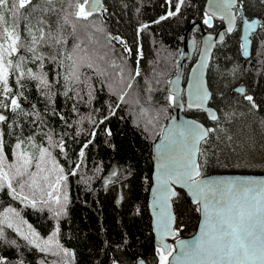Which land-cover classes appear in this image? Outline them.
Masks as SVG:
<instances>
[{"label":"trees","instance_id":"16d2710c","mask_svg":"<svg viewBox=\"0 0 264 264\" xmlns=\"http://www.w3.org/2000/svg\"><path fill=\"white\" fill-rule=\"evenodd\" d=\"M205 1L184 0L178 15L160 20L168 11L175 10L174 3L169 0H103L106 11H97L87 20L70 15L69 22L65 23L62 9L68 8V0H54L52 6L57 11L44 18L54 32L59 28L66 41L57 49L73 52L76 57L86 54L106 75L101 76L87 66L80 68L82 79L90 78L93 88L90 102L82 87L77 91L83 99L75 97L74 92L70 93L73 99L65 97L62 81L54 85L52 92L55 95L48 100L37 90L36 81L26 78L23 81L26 99L20 102L25 112L39 113V119L35 115L32 119L15 116L4 110V114L10 116L9 122L18 126L5 129L4 154L7 159L4 169L9 171L8 166L16 162L13 150L19 136L24 141L21 151L33 157L28 171L38 173L37 179L44 193L37 191L33 196V190L25 186L22 195L37 201V206L32 207L29 201L14 195L6 181L0 185V232L3 234L0 236V264H137L139 258H144L148 264H159L160 247L155 243L149 208L153 145L171 114L168 85L179 67L186 28L195 19L201 20L209 31L222 24V20L215 17L211 26L204 23L209 15L204 9ZM79 2L83 3V0ZM239 2L247 13L259 15L263 20L253 34L252 55L249 58L241 56L238 23L234 32L227 34L225 40L216 46L208 70L213 91L211 103L218 109V119H208L201 109H185L188 115L215 129L200 149L204 153L199 156L203 175L264 173V0ZM33 3L40 9L44 0H33ZM21 11L27 14V9ZM68 11L74 12V8H68ZM40 17L39 10L30 15L33 23ZM158 20L160 22L156 23ZM144 25L148 27L143 28ZM19 29L23 38L26 35L23 19ZM193 33L200 40V32ZM113 34L120 35L121 42L115 39L109 42ZM76 45L82 51L74 52ZM127 47L131 50L130 55ZM139 48L143 56L138 60ZM41 51L47 55L52 50L44 48ZM194 60L187 61L186 68ZM44 63L43 71L48 74L50 82L53 78L60 79L56 77L57 71L61 75L65 72L47 60ZM113 63L119 67H112ZM137 66L141 75L128 90L125 100L129 102L120 103L118 94L123 89L116 73L123 68L127 76L134 73ZM27 67L34 72L40 71L32 63ZM238 83L246 84V94L234 91ZM9 84L14 93L18 91L11 77ZM110 84L112 88H109ZM149 85L151 92L147 90ZM245 95L252 96L257 107L253 108ZM137 99L139 105L133 102ZM117 103H120L119 107ZM141 106L157 117L152 125H147V130L145 119L139 115ZM89 117L95 120V124ZM32 120H37L39 126ZM46 133L51 134L53 143L63 138V152L58 147H50ZM29 137H32L31 143ZM209 145L211 149L206 151ZM41 147L48 148L51 153L41 161L42 172L35 167ZM82 149L83 157L80 156ZM76 164L81 165L79 169L75 168ZM61 168L67 178L59 186L63 211L55 215L49 208L59 209L60 205L49 200L47 192L53 189L47 185L56 182ZM74 169L76 175H70ZM44 176L48 177L47 181L42 179ZM19 182L20 178L12 181L17 193H20ZM65 192L68 201L63 204ZM56 194L54 191L53 195ZM43 201H48V205ZM173 203L178 236L192 235L200 220L199 205L193 203L183 189H178ZM9 223L13 227H8ZM29 241L47 250L42 252ZM45 241L50 243L45 245ZM65 250L70 255L66 256Z\"/></svg>","mask_w":264,"mask_h":264},{"label":"snow or ice","instance_id":"6c2138e0","mask_svg":"<svg viewBox=\"0 0 264 264\" xmlns=\"http://www.w3.org/2000/svg\"><path fill=\"white\" fill-rule=\"evenodd\" d=\"M100 3L101 0H83V3L75 0L73 4V0H68V8H74V12L69 13L68 8L62 9L65 13L64 22H69L70 15H74L78 20H87L97 12ZM169 3H174L175 10L168 11L166 16L160 17V20L178 15L184 0H169ZM234 3L235 0H217V8L226 13L230 25L234 19L231 11ZM52 5H54V0H44V4L40 6V9H37L33 0H0V185L6 181L7 187L11 189L12 193L20 196L25 201H29L32 207L37 206V201L30 199L29 196L22 195L25 186L27 185L33 190V196L36 195L37 191L43 194L44 188L41 187L37 179L38 173L28 171L33 157L29 156L26 151H21L24 141L19 136L13 150L16 162L8 166L9 171H5L4 161L7 159L4 154V141L7 135L5 129H14L18 126L9 122L10 116L5 115L4 110L7 109L9 113L15 116H27L32 119L33 115H35L39 119V113L25 112L20 102L21 99H26L23 92L25 88L23 81L26 78L30 81H36L37 90L48 100H51L55 95L52 92L54 85L62 81V86L65 88L63 92L65 97L73 99L74 97L70 93L74 92L75 97L83 99L80 96V91H77L78 87H82L86 91L88 102H90L93 98V88L90 78L85 77L82 79L83 74L80 72V68L87 66L88 68H93L101 76L106 75V72L101 70L86 54L85 56L76 57L73 52L65 51L62 48L57 49V46L64 45L66 41L60 34L59 28L54 32L51 26L46 25L45 15L57 11ZM241 7H243L242 2ZM25 9H27V14L21 11ZM37 10L41 11V17L33 23L30 15ZM21 19L24 21V31L26 33L23 38L19 29ZM211 20L212 16L207 15L204 23L211 26ZM155 22L159 23L160 21ZM244 23L250 34L255 32V21L249 22L245 20ZM142 27L147 28L148 25ZM228 31L231 32L232 28L229 27ZM112 39L119 38L109 37V42ZM44 48L52 51L46 55L41 51ZM73 51L82 50H80L79 45H76ZM126 51L130 52L131 50L126 49ZM27 53H31V55L28 56ZM138 55L142 58L143 53L139 52ZM45 60L57 68L65 69L63 75L57 71L56 77H60V79L53 78L52 82L49 81L48 74L43 71ZM65 61L69 63L66 64ZM29 63L37 65L40 71L34 72L32 68L27 67ZM138 63L137 61V65ZM111 66L119 67L114 63ZM124 73L125 70L123 68H120L116 73L119 78V84L123 89L118 94L120 103L129 102L125 100V97L129 95L128 90L133 88V82L136 77L141 75L138 66L134 73H129L127 76ZM10 77L15 81L18 89L15 93L9 84ZM125 81L127 82L125 83ZM109 88H112L111 84ZM147 90L148 92L152 91L150 85ZM237 91L242 95L244 94L243 88H239ZM114 94L117 93L114 92ZM177 98L176 94L170 93L167 100L171 105L177 101ZM244 98L249 101L253 108L257 107L252 96L245 95ZM208 99L209 93L202 88L198 80L195 85V105L190 103L188 107H202ZM133 102L140 104L139 99ZM120 103H117V107L120 106ZM32 108L35 109V105H32ZM73 110H76L75 106ZM112 114H115L114 110ZM139 115L145 119V130H147V125H152L154 120L157 119L156 116L150 115L149 110L143 106L140 107ZM209 116L213 121L218 119L215 113L210 112ZM89 119L91 120V117ZM40 122L42 123V121ZM91 122L95 124V120H91ZM32 123L37 124V120H32ZM100 123H103V121H100ZM213 131L215 129H206L194 122H184L174 128L162 148L161 171L158 179L162 178L159 190L164 193L165 207L168 197L174 195L169 185L181 184L188 188L194 197V202L200 205L197 211L203 213V223L200 235L196 239L191 242H179L180 252L176 256H173L175 249L162 242L161 247L158 249L159 264H170L169 257H173L177 264H264V185L252 181H212L202 178L198 155H204L200 151L201 146L208 142L209 135ZM108 134L111 135L110 132ZM46 135H48L50 147H58L61 152L64 151L65 143L63 138L59 142L53 143L51 134L46 133ZM92 135L94 136L95 133H92ZM28 139L29 143H31L32 137ZM84 147H87V144ZM210 149L211 145L206 151ZM45 155L51 156V153L48 148L41 147L39 149V158L35 164V167L40 172L44 171L41 167V161H43ZM80 156H84L83 149L80 152ZM80 166V164H76L75 168L79 169ZM11 169H15V171L11 172ZM59 171L61 175L57 177L56 182L47 185L53 189V191L47 192L49 200L55 205H60L59 209L49 208L55 215H60L63 211L59 186L61 181H66L67 179L63 175V169L61 168ZM69 174L76 175L75 169ZM17 178H20V182L17 185L20 193H17V188L12 183ZM42 179L47 181L48 177L44 176ZM54 191L57 193L55 196L53 195ZM67 201L68 196L65 192L63 194V204H66ZM43 203L46 206L48 205V201H43ZM160 223L165 236L176 234L171 227L172 218L166 212L162 214ZM8 227H13V225L9 223ZM2 235V232H0V236ZM33 235L35 234L33 233ZM24 239L27 240L28 237L25 236ZM29 242L34 243V246L42 252L47 250L46 247H41L39 244H35L34 241ZM44 243L48 245L50 241H45ZM64 254L66 256L70 255L66 250Z\"/></svg>","mask_w":264,"mask_h":264},{"label":"water","instance_id":"95a60500","mask_svg":"<svg viewBox=\"0 0 264 264\" xmlns=\"http://www.w3.org/2000/svg\"><path fill=\"white\" fill-rule=\"evenodd\" d=\"M239 0H235V3L232 7V15L234 17L231 25L227 19L226 13L220 11L217 8V0H206L204 9L205 11L213 17L222 20V24L213 31L206 30L204 24L201 20L195 19L192 20L188 27L186 28L184 38L181 46V57L179 60V67L177 72L170 78L169 81V91L170 93L177 95V101L172 104L170 117L162 129L160 137L154 142L153 145V171H152V185L150 187V196H149V208L152 215V224L155 235V243L157 246L161 247V243L170 245L175 249L173 256H176L180 252V241L191 242L196 239L201 232V225L203 223V213L200 211V220L197 226L196 231L186 237H179L175 225H176V213L174 209L173 199L178 193V189H183L194 202V197L188 188L184 187L181 184H172L169 185L170 190L174 195H171L167 199V205L165 207L164 203V193L160 191V186L162 183V178L160 177V163L162 158V148L169 139V134L173 132L174 128L177 125L183 124L184 122H194L198 125H202L204 128H209V126L202 120L197 117L188 115L185 112V109H201L206 112L208 119H210L209 113H215L219 117V112L217 108L211 103L213 91L209 85L208 80V70L210 62L214 53L216 46L225 40L227 34L234 32L235 28L239 23V15H242V20L240 21V40H241V55L243 58H249L252 55L253 49V34L256 33L261 24L262 18L259 15H254L248 17L245 14L244 8L239 6ZM105 5L103 0L98 5L97 11L104 12ZM256 22V30L254 33L249 32L244 21ZM212 22V20H211ZM210 22V23H211ZM201 27V39L200 43L196 35L191 34V32L197 28ZM229 27L232 28V31L229 32ZM112 37H118L115 39L117 42H121V36L113 34ZM243 46V47H242ZM126 49H129L128 47ZM198 49V51H197ZM197 51V53H196ZM129 55L130 52L128 51ZM196 55V58L192 65L190 66L187 72V78L185 80V65L186 62L190 59H193ZM199 80L202 88L209 93V99L204 102L202 107H188L190 103L195 105L194 94H195V85ZM243 88L244 94L247 92V86L243 83H238L234 86V91L237 89ZM241 94V93H240ZM211 120V119H210ZM213 121V120H212ZM198 155V160H199ZM200 162V161H199ZM202 178L205 180L212 181H252L257 184L264 185V173H241V172H232V173H211V174H202ZM197 204V203H195ZM200 207V205H199ZM167 213L172 218L171 227L173 232L176 233L173 236H165L161 227L160 219L163 213ZM170 264H177L173 257H169ZM137 264H148L144 258H139Z\"/></svg>","mask_w":264,"mask_h":264},{"label":"flooded vegetation","instance_id":"af4514ba","mask_svg":"<svg viewBox=\"0 0 264 264\" xmlns=\"http://www.w3.org/2000/svg\"><path fill=\"white\" fill-rule=\"evenodd\" d=\"M238 4H239V6L241 7V2H239ZM244 11H245V9H244ZM245 14H246L248 17H252V16H254V14L251 15V14L247 13L246 11H245ZM240 17H241V18H240ZM239 19H240V20H239V23H240V21L242 20V15H239ZM204 28H205V27H204ZM205 29H206V28H205ZM196 30L199 31L200 34H201V27H199V28L193 30V31L191 32V34H194L193 32L196 31ZM194 35H195V34H194ZM196 37H197V36H196ZM200 39H201V37H200ZM198 42L200 43V40H199V39H198ZM197 51H198V49H197ZM197 51H196V53H197ZM194 58H196V55L194 56ZM194 58H193V59H194ZM190 60H191V59H190ZM188 61H189V60H188ZM186 66H187V62H186V65H185V70H186V71H185V80H186V78H187V72H188V70H189V68H190V67H189V68H186ZM172 248H173V247H172Z\"/></svg>","mask_w":264,"mask_h":264},{"label":"rangeland","instance_id":"374dc122","mask_svg":"<svg viewBox=\"0 0 264 264\" xmlns=\"http://www.w3.org/2000/svg\"><path fill=\"white\" fill-rule=\"evenodd\" d=\"M139 52H142L143 53V51H142L141 48H139V50L137 51V53H139ZM139 58H140V56L138 55V60H139Z\"/></svg>","mask_w":264,"mask_h":264},{"label":"bare ground","instance_id":"6f19581e","mask_svg":"<svg viewBox=\"0 0 264 264\" xmlns=\"http://www.w3.org/2000/svg\"><path fill=\"white\" fill-rule=\"evenodd\" d=\"M241 18V17H240ZM240 53H241V50H240ZM242 56V55H241ZM218 110V109H217Z\"/></svg>","mask_w":264,"mask_h":264}]
</instances>
